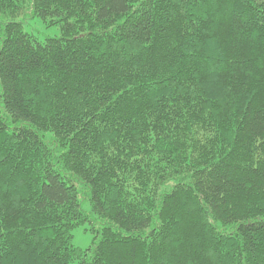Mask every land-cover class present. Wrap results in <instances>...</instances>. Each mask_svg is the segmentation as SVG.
Returning a JSON list of instances; mask_svg holds the SVG:
<instances>
[{"label":"trees","instance_id":"trees-1","mask_svg":"<svg viewBox=\"0 0 264 264\" xmlns=\"http://www.w3.org/2000/svg\"><path fill=\"white\" fill-rule=\"evenodd\" d=\"M0 264H264V0H0Z\"/></svg>","mask_w":264,"mask_h":264},{"label":"rangeland","instance_id":"rangeland-1","mask_svg":"<svg viewBox=\"0 0 264 264\" xmlns=\"http://www.w3.org/2000/svg\"><path fill=\"white\" fill-rule=\"evenodd\" d=\"M21 21H23V18ZM25 30L30 34H33L40 41H43L46 37H55L60 34V29H58V26L46 28L44 24L41 25L33 19L32 22L26 24ZM84 209L85 211H89V205L85 203ZM74 236L75 246L81 247L83 249L92 247L94 236L91 235L89 232L86 233L84 227H79L75 229Z\"/></svg>","mask_w":264,"mask_h":264}]
</instances>
